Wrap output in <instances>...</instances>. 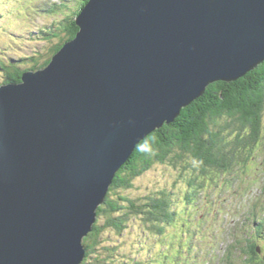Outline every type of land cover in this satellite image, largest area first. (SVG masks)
<instances>
[{
    "label": "water",
    "instance_id": "water-1",
    "mask_svg": "<svg viewBox=\"0 0 264 264\" xmlns=\"http://www.w3.org/2000/svg\"><path fill=\"white\" fill-rule=\"evenodd\" d=\"M74 21L45 69L0 87V264H81L135 146L264 61V0H89Z\"/></svg>",
    "mask_w": 264,
    "mask_h": 264
},
{
    "label": "rangeland",
    "instance_id": "rangeland-1",
    "mask_svg": "<svg viewBox=\"0 0 264 264\" xmlns=\"http://www.w3.org/2000/svg\"><path fill=\"white\" fill-rule=\"evenodd\" d=\"M31 4L32 11L30 6L18 3V0H0V51L10 54L8 58L12 59L10 62L16 68H30L32 63L27 58L35 52L46 56L54 48L52 38L48 41L46 37L51 30L56 32L60 27V12L70 13L71 0H31ZM58 5H66L67 8ZM51 9H55L57 15L48 13ZM60 39L64 41L66 33H62L56 42ZM21 59L24 60L19 61ZM0 72L2 74L4 70ZM2 84L4 81L0 78ZM243 136L249 137L250 134L245 133ZM259 136L257 145L254 148L251 146L248 153L233 160L227 172L210 174L213 180L205 184L207 187L204 191L198 190L196 186L190 189L187 186V179L182 173L188 175L192 168H197L187 158L190 162L186 172L180 164H156L135 177L130 189L112 192L113 196L117 191V194L123 193L135 203H141L146 197L158 196L164 190L167 194L165 199L171 204L170 209L175 210L176 216L173 221L169 219L170 222L162 224L161 234L158 231L161 225L158 223H152L147 228L141 219H133L128 214L127 218L123 210L107 216L108 211L105 209L92 223V228L97 226L103 230L101 241L89 253L85 262L97 264V260H102L109 264H211L212 259L218 257L224 264H264V223H250L248 229L250 212L255 209L259 213L260 207L264 205V109ZM103 203L97 206L96 215ZM234 204H240L241 207L234 215L233 220H236L232 232L227 234L222 231L231 222L229 208ZM257 219L259 222L264 220L263 217ZM108 220L112 224L110 221L109 226L105 227L104 223ZM254 250L258 252L251 255Z\"/></svg>",
    "mask_w": 264,
    "mask_h": 264
},
{
    "label": "trees",
    "instance_id": "trees-1",
    "mask_svg": "<svg viewBox=\"0 0 264 264\" xmlns=\"http://www.w3.org/2000/svg\"><path fill=\"white\" fill-rule=\"evenodd\" d=\"M88 1L71 0V14L61 16L62 22L59 24L62 27L57 28L56 32L51 30L52 32L48 33L55 47L50 49L46 56L35 52L29 57L27 60L32 63L30 68L14 67L10 62L12 59L8 58L10 54L0 51V70H4L3 75L0 72L1 81H4V84L8 82L17 84L20 83L24 70L45 69L63 44L76 37L79 29L74 20ZM19 2L30 6L32 11L31 0H18ZM58 6L67 8L66 5ZM48 13L57 14L55 9H51ZM62 33H66V39L56 42ZM22 60L24 59L19 61ZM26 63L25 61L24 64ZM263 109L264 61L240 78L208 84L196 99L181 109L171 123L162 125L135 146L124 166L114 176L103 206H99L97 219L105 209L108 211L107 216L123 210L125 215H131L133 219H141L147 228L152 223H158L161 225L158 226V231L162 234V224L165 221L170 222L169 219L173 221V217L176 216L175 210L170 209L171 204L165 199L167 194L164 190L158 196L146 197L141 203H135L123 193L119 195L117 191L113 196L112 192L130 189L135 177L150 170L156 164L167 166L180 164L182 170L186 172L190 162L187 158L197 165V168L191 169L190 174L182 173L187 179V186L189 189L196 186L198 190L204 191L207 187L205 184L213 180L210 174L227 172L233 160L241 154H246L251 146L254 148L257 145L261 133ZM245 133L250 136H243ZM184 195L189 199L187 193ZM110 221L104 223V226H109ZM102 232L103 230L95 226L83 239L86 253L81 264H87L86 258L100 243ZM255 252L257 251L254 250L251 255H255ZM96 263L109 264L102 260H97Z\"/></svg>",
    "mask_w": 264,
    "mask_h": 264
},
{
    "label": "bare ground",
    "instance_id": "bare-ground-1",
    "mask_svg": "<svg viewBox=\"0 0 264 264\" xmlns=\"http://www.w3.org/2000/svg\"><path fill=\"white\" fill-rule=\"evenodd\" d=\"M70 41H71V40H70ZM63 46H64V44H63ZM63 46L61 47V49L63 48ZM35 71H38V70H35ZM14 84H16V83L8 82V83H5V84L0 85V87L3 86V85H7V86L11 85V86H14ZM17 84H19V83H17ZM17 84H16V85H17ZM164 124H166V123H164ZM164 124H163V125H164ZM155 130H156V129H155ZM155 130H154V131H155ZM95 219L97 220V215H96ZM211 238H212V237H211ZM257 252H258V251H257Z\"/></svg>",
    "mask_w": 264,
    "mask_h": 264
}]
</instances>
